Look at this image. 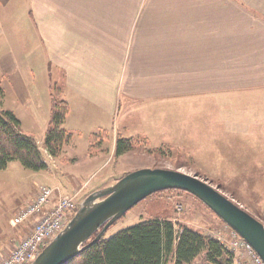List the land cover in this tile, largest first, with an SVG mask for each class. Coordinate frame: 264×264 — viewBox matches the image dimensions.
Here are the masks:
<instances>
[{
	"label": "crops",
	"instance_id": "obj_1",
	"mask_svg": "<svg viewBox=\"0 0 264 264\" xmlns=\"http://www.w3.org/2000/svg\"><path fill=\"white\" fill-rule=\"evenodd\" d=\"M0 73L22 128L44 134L61 82L80 136L123 112L132 136L264 166V0H0Z\"/></svg>",
	"mask_w": 264,
	"mask_h": 264
},
{
	"label": "rangeland",
	"instance_id": "obj_2",
	"mask_svg": "<svg viewBox=\"0 0 264 264\" xmlns=\"http://www.w3.org/2000/svg\"><path fill=\"white\" fill-rule=\"evenodd\" d=\"M28 42L32 44V41L25 40L26 44ZM41 73H44L43 69ZM59 84L62 85L61 82ZM61 85L60 88L58 85L54 87V97L60 100L62 98L58 94ZM69 110L68 103V113ZM123 115V112H119L115 119L117 129L109 127L96 130L98 135L93 137L92 142V133L88 136L78 135L68 128L66 118L64 127L72 133V137L60 158H54L44 145L48 127L43 134L40 130L29 129L25 124L26 127L22 128L24 133H32L31 136L37 140L48 168L33 171L24 168L19 161H14L6 169L0 170V234L13 235L15 230L17 242L22 240L24 236L20 235V238L18 234L25 229L24 225L15 224L14 218L21 207L37 196L42 185L54 188L58 196L72 197L75 209L69 223L91 194L113 186L127 173L143 168L172 169L198 175L264 223V166L258 165L257 168L254 165L253 168V162L255 164L256 161L250 153L248 157L246 153H235L241 155L242 160L234 159L235 162L230 163L228 158L231 152L228 155L223 148L211 153L208 147L201 151L171 149L168 145L157 143V139L151 141L142 134H129L125 130ZM119 137L132 138L135 146L126 154L116 156ZM230 165L231 168H228ZM228 171L231 172L228 174ZM155 217L170 219L178 233L182 227H188L215 240L220 239V235L227 240L231 235L227 224L200 199L185 191L166 190L149 196L128 211L108 229L105 237L110 238L123 229ZM7 236L3 239L0 236V246ZM12 246L0 256V262L13 250ZM167 264H174L173 258ZM192 264H206L204 256L201 255Z\"/></svg>",
	"mask_w": 264,
	"mask_h": 264
},
{
	"label": "trees",
	"instance_id": "obj_3",
	"mask_svg": "<svg viewBox=\"0 0 264 264\" xmlns=\"http://www.w3.org/2000/svg\"><path fill=\"white\" fill-rule=\"evenodd\" d=\"M4 97L0 79V170L14 161L29 170H46L48 163L39 143L24 133L17 115L3 107ZM67 114L68 102L53 95L44 145L54 158L63 156L65 145L72 137L64 127ZM96 135L98 132L91 134V142ZM134 146L132 138L119 137L115 155H124ZM201 255L206 264H233L232 254L220 241L188 227H182L178 233L170 219L155 217L110 238L104 236L67 264H167L170 258L174 264H192Z\"/></svg>",
	"mask_w": 264,
	"mask_h": 264
},
{
	"label": "water",
	"instance_id": "obj_4",
	"mask_svg": "<svg viewBox=\"0 0 264 264\" xmlns=\"http://www.w3.org/2000/svg\"><path fill=\"white\" fill-rule=\"evenodd\" d=\"M181 190L200 199L244 238L264 261V223L212 184L179 170L143 168L91 194L66 228L31 264H67L102 239L108 229L149 196Z\"/></svg>",
	"mask_w": 264,
	"mask_h": 264
},
{
	"label": "built area",
	"instance_id": "obj_5",
	"mask_svg": "<svg viewBox=\"0 0 264 264\" xmlns=\"http://www.w3.org/2000/svg\"><path fill=\"white\" fill-rule=\"evenodd\" d=\"M74 209L72 197L58 196L54 188L42 185L37 196L21 207L14 218L17 225L30 224L29 232L0 264H31L66 228ZM229 231L230 239L220 235L218 240L232 254L233 264H264L251 244L231 228Z\"/></svg>",
	"mask_w": 264,
	"mask_h": 264
}]
</instances>
